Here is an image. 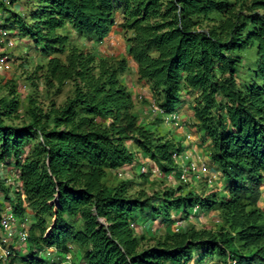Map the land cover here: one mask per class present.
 Returning a JSON list of instances; mask_svg holds the SVG:
<instances>
[{"label":"trees","instance_id":"trees-1","mask_svg":"<svg viewBox=\"0 0 264 264\" xmlns=\"http://www.w3.org/2000/svg\"><path fill=\"white\" fill-rule=\"evenodd\" d=\"M16 1L0 0V26L40 50L46 62L35 75L42 72L47 92L70 82L72 94L46 109L29 96L20 125L11 122L22 117L17 84L0 99V165L10 169L0 178V221L9 206L29 224L28 251L0 264H46L41 250L61 256L71 247L82 252L79 264H188L194 254L201 264H264V0H31L27 16L12 8ZM115 26L126 48L120 58L71 35L102 42ZM130 60L163 111L190 96L191 127L209 141L225 194L187 181L149 195L142 185L155 186L150 170L139 171L132 194V181L116 174L140 158L160 163L159 173L175 172L173 154L185 151L136 110L150 102L122 83L124 75L131 82ZM110 172L115 183L106 181ZM195 207L215 212L213 227L153 235L131 226L142 214L169 227L173 214L185 220Z\"/></svg>","mask_w":264,"mask_h":264},{"label":"rangeland","instance_id":"rangeland-1","mask_svg":"<svg viewBox=\"0 0 264 264\" xmlns=\"http://www.w3.org/2000/svg\"><path fill=\"white\" fill-rule=\"evenodd\" d=\"M32 5V1L31 0H17L15 2V4L12 6V8L15 11L20 12L21 15L23 16H27L28 15V11L30 9ZM1 23V22H0ZM13 32H15L14 30H12V34H14ZM122 33V32H121ZM121 37L123 38V34H121ZM76 44L80 45V43H78V41H75ZM101 43V42H100ZM120 43V42H119ZM118 44L115 43L114 47V51L116 50ZM102 46H106L103 45ZM102 47V48H103ZM111 47V46H110ZM3 47H0V53L3 51L2 49ZM118 50V49H117ZM6 53H8L11 58V68L9 69V71L6 72H0V99L1 98H10L11 94H10V86L12 85V83H16L17 84V91L18 94H20V99H21V116L19 118H14L11 120V122L13 124L16 125H20L22 123L27 122L28 117L26 114V104H27V98L29 96H32L34 98H37V101L39 102V104L44 108H48L49 104L51 103V100L54 101V103L59 106L62 105L66 98L68 96H71L72 94V84L70 82L65 83V85L62 87L61 91L57 94H54V90H51L50 92H47L45 87L42 84V79L39 77L41 76L40 74L42 73L41 71L37 72V76L35 75V70L38 66V64L41 63H45L46 59L41 55L40 50H37L35 48V45L29 41L28 37H21L15 44L14 47L9 48L5 51ZM30 78V79H29ZM122 83H124L125 85H127L128 87L131 86V82L127 79V75H124L122 77ZM133 80V79H132ZM33 84H35L36 86H34ZM138 84L135 83L134 86H137ZM143 92V91H140ZM139 93V91H138ZM185 101H189L190 100V96L187 94L184 96ZM180 109V108H179ZM175 112H178V108L175 109ZM152 116L154 118H156V120H150L148 121L151 127V129L153 131L156 132L157 135L163 136V137H167V138H173L175 140V142L184 144L185 143L188 145L187 141L185 140V135L188 131H191L192 134L194 135V138H196L197 143L199 142V139L202 138L201 134L198 137L196 130H194V128L191 127V124L188 128V126L186 125L185 128L183 129H176L173 126L170 125H166L162 119L161 116L158 113H153ZM157 118H159V120L157 121ZM6 122L9 123V120H6ZM175 130H180L183 133H177ZM200 133V132H199ZM184 146L185 150H187V152L192 156L194 155V153L192 151H190L189 147ZM193 147V146H192ZM195 156V155H194ZM137 165L134 167V169H130L131 171V176L129 177H125L126 179H128V182H131L130 184V193H134L136 190L139 189V182L142 181V179H140L138 176L139 174H141L139 172V166L144 164V166L148 165V167L146 166V170H150L152 177L150 178V182L151 180L154 181V183L151 184H155V186H150V183L144 184L142 185V188H144L148 194L150 195L154 188H159L160 185L162 184V186H172V187H178V186H183V183H186L187 181H189L191 184L188 187H193L194 189L200 191V192H208L211 189V184L206 186V183H204V180H198L195 178V176L192 177L191 173H188L187 175V181H183L181 179H179V177L176 176L177 172H179V169H177L175 172H173V178L168 181L167 179L162 177V174L164 175V173H160L159 174V167L161 166L160 163H154L151 160H149L148 158L141 160L138 159V161L136 162ZM208 167L210 169V167L212 168V172H214L216 170L215 165H213L212 163L208 164ZM9 167H5L4 165L1 167L0 165V178L2 179H6L8 177L9 174ZM216 172V171H215ZM137 174V175H136ZM124 178V179H125ZM216 177L214 178V182H216L215 184H212V186L216 187L217 190H219L220 192L224 191V185H222L223 183H219V181H215ZM118 180L117 176L114 175L112 172H110L106 178V181L111 184V183H115ZM163 181V182H162ZM166 183V184H165ZM262 190H264V187H261ZM227 191V190H226ZM0 197H2V195H0ZM263 196L261 195V198L259 200V205H264V199ZM262 201V202H260ZM262 203V204H261ZM215 213V212H213ZM205 212H200L199 210H197V212H195L193 214L194 218L192 220L187 219V217L184 220V224L182 226V228H184L187 225H192V226H196L197 228H211L214 226V223L216 222L217 217L215 216L214 218L212 216V214H208ZM206 215V216H205ZM145 221H150L148 220V217L145 215H139L138 218H136V223L138 225H143V223H145ZM153 223L156 222L157 225L154 226L153 229H144L143 231H147L150 234L153 235H161L162 233L168 232L170 231L172 228L170 227L171 224L169 225V227L167 225H164L160 220H155L152 221ZM148 226L149 228L151 227V224L148 222ZM169 229V230H168ZM151 230V231H150ZM156 231V233H155ZM146 232V233H147ZM162 232V233H159ZM150 243V242H149ZM15 248L20 250L19 251V255H24L27 251H28V244L27 242L25 244H21V243H16L15 244ZM71 254L73 256V264H79L80 261V255H82V252L79 248L77 247H73V249L71 250ZM66 253L62 252L61 256L62 260L65 259ZM43 258H45L46 260V264L51 263L48 260V257L44 254ZM218 258H215L214 260H216ZM213 260V262L215 263V261ZM212 261L207 260V262L202 263V264H213L211 263ZM16 264H20V262H17ZM188 264H201L200 261L198 260V255L194 254L190 260V262H188Z\"/></svg>","mask_w":264,"mask_h":264},{"label":"built area","instance_id":"built-area-1","mask_svg":"<svg viewBox=\"0 0 264 264\" xmlns=\"http://www.w3.org/2000/svg\"><path fill=\"white\" fill-rule=\"evenodd\" d=\"M4 4H9L10 0H1ZM5 13L0 9V22L4 18ZM1 24V23H0ZM8 30L7 28L0 26V43L1 47H3V51L0 53V72L9 71L11 68V56L5 51L9 48L15 46L16 42L19 40V36L17 32H13ZM138 99L147 98L149 100V105L147 108L151 110V113H158L161 116L162 121L166 125L173 126L176 129L185 128L186 124L181 119L178 112H165L163 111L153 99L150 92H139ZM185 140L187 142H192L194 140V135L191 131H188L185 135ZM173 159L175 164L179 167L180 171L176 174L179 179L183 181H187L188 173L192 174V177L195 176L196 179L206 182L208 185L214 184V175L211 173L208 163L204 161H199L196 158H193L187 150L184 152L177 154H173ZM148 167V165H146ZM146 166H139L140 172H146ZM132 167H123L119 170H116V174L124 179L125 177H129L130 169ZM160 174V173H159ZM173 172H168L162 174V177L170 181L173 178ZM198 208L195 207L191 210V214L188 219L192 220L194 218L193 214L197 212ZM172 225L170 226L172 229L171 232H177L184 224V219H181L180 216L176 213L172 215ZM0 259L4 262L10 256H15V251L18 250L15 248L16 243L25 244L26 238L28 236V226L27 223H20L17 219L13 218L9 206L6 207V210L2 213V218L0 221ZM132 227L140 230L142 226H138L136 223L131 224ZM15 248V249H14ZM70 248L69 252L66 253L65 259L62 260L60 254L53 248H44L39 253L40 255H46L50 261H56L57 264H73V256L71 254ZM235 261H232L234 264Z\"/></svg>","mask_w":264,"mask_h":264},{"label":"crops","instance_id":"crops-1","mask_svg":"<svg viewBox=\"0 0 264 264\" xmlns=\"http://www.w3.org/2000/svg\"><path fill=\"white\" fill-rule=\"evenodd\" d=\"M121 34H122L121 33V29L119 27H116L115 26V27H113V29L110 32L109 36H107L100 43V42H95V41H88V40H86L83 37H77V34L75 32H71V35L77 39L78 43H80L81 45H88V46H90L98 55L104 56V57H107V58H120V57H122V56H124L126 54L125 43H124L123 38L121 37ZM115 43L118 44L117 45L118 48H116V50L114 51V49H115V47H114ZM102 44L103 45H106V46L103 47ZM129 64H130V67H131V70H130V78H131V82H132L131 85L133 86L132 89L135 90V92H138V91L139 92L140 91L149 92L148 87L146 86V84H144L142 82H138L136 80V75H135L136 65H135V63L130 60ZM135 83H137L138 85L137 86H134ZM189 102H190V100L189 101H185L184 103H182L178 107V113H179L181 119L188 126V128H189L190 124L193 123V116H192V112H191V110L189 108ZM136 110L142 113L141 115L144 116L143 118H144V120L147 121V123H149L148 121H150V120H153V119L156 120V118H154L152 116L153 113L151 114V113L148 112L147 106H145V105H142V106L137 105L136 106ZM175 131L177 133H183L180 130H175ZM200 134L201 133L197 132L198 137L200 136ZM197 141H196V138H194V140L192 142H187L188 145L186 143H185V145L180 143V145H182V147H184V146L187 145V147H189L190 151H192L194 153V155H195V156L192 155L193 158H196L199 161L207 162L208 164L211 163L210 160H209V158H208V154H209V150H210L209 141H205L202 138L199 139V142L198 143H197ZM176 143H178V142H176ZM210 169L212 171V168L211 167H210ZM212 174L216 177L215 181H219V183H223L222 180L220 179V177L218 176V173L217 172L214 171V172H212ZM262 196H263V199H264V190L262 192ZM260 202H262V201H260ZM260 206L264 210V205L262 204ZM209 214L214 215V216H212L213 218L216 216L215 213H209ZM27 217L30 220L33 218L31 212L28 211ZM148 222L151 224V227L150 228L148 226ZM155 225H157L156 222L153 223L152 221H145V223H143V225H141L142 226L141 229H146V230L147 229H153ZM138 226H140V225H138ZM155 233H156V231H155ZM159 233H162V232H159ZM147 234H150V233L147 232ZM211 263L215 264L214 262H211Z\"/></svg>","mask_w":264,"mask_h":264},{"label":"clouds","instance_id":"clouds-1","mask_svg":"<svg viewBox=\"0 0 264 264\" xmlns=\"http://www.w3.org/2000/svg\"><path fill=\"white\" fill-rule=\"evenodd\" d=\"M214 184H215V182H214ZM211 187H214V186H212V185H211ZM216 187H217V186H216ZM225 191H226V190H225ZM225 191H223V192H224V194L227 192V191H226V192H225Z\"/></svg>","mask_w":264,"mask_h":264}]
</instances>
